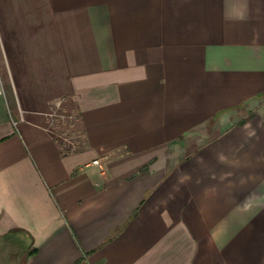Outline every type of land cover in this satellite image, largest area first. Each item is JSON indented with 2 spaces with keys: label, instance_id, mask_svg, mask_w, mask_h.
<instances>
[{
  "label": "crops",
  "instance_id": "0c3cea01",
  "mask_svg": "<svg viewBox=\"0 0 264 264\" xmlns=\"http://www.w3.org/2000/svg\"><path fill=\"white\" fill-rule=\"evenodd\" d=\"M0 264H264V0H0Z\"/></svg>",
  "mask_w": 264,
  "mask_h": 264
},
{
  "label": "rangeland",
  "instance_id": "374dc122",
  "mask_svg": "<svg viewBox=\"0 0 264 264\" xmlns=\"http://www.w3.org/2000/svg\"><path fill=\"white\" fill-rule=\"evenodd\" d=\"M61 101V99H57L50 102L48 111L54 113V116H51L54 118V130L63 137L68 133L69 129L73 127L72 124L75 120V114L73 110L68 108L65 109ZM60 139L63 140V138Z\"/></svg>",
  "mask_w": 264,
  "mask_h": 264
},
{
  "label": "built area",
  "instance_id": "2783aa9c",
  "mask_svg": "<svg viewBox=\"0 0 264 264\" xmlns=\"http://www.w3.org/2000/svg\"><path fill=\"white\" fill-rule=\"evenodd\" d=\"M57 106H58V103H57ZM50 116L53 117L54 116V113H50ZM53 119L54 118H52V123H53ZM89 164L95 165V166H97L99 168H102L103 167L102 159H100V158H94V159H92Z\"/></svg>",
  "mask_w": 264,
  "mask_h": 264
}]
</instances>
